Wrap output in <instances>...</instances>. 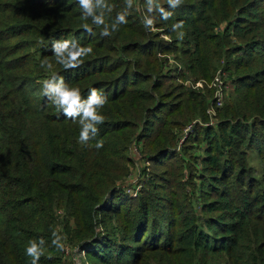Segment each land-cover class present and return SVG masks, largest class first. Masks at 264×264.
Segmentation results:
<instances>
[{"label": "trees", "instance_id": "trees-1", "mask_svg": "<svg viewBox=\"0 0 264 264\" xmlns=\"http://www.w3.org/2000/svg\"><path fill=\"white\" fill-rule=\"evenodd\" d=\"M159 1L173 15L165 21L156 13L157 22L175 34L171 24L184 21L182 40L169 42L144 28L138 4L147 10L146 0H132L128 22L108 37L91 18H82L77 0H0V264H31L25 248L40 237L45 246L39 264H59L61 250L51 241L53 230L59 233L60 206L65 224L74 220L72 228L67 225L70 242L86 248L92 264H193L216 255L230 264H264V0H183L176 9ZM107 2L110 13L105 0L95 8L110 25L126 4ZM212 37L221 49L231 40L227 53H237L231 63L259 66L236 74L239 95L218 108L215 126L201 129L207 142L202 167L186 178L180 159L171 164L164 180L179 188V196L172 192L154 203V192L133 195L123 186L133 141L144 138L155 158L163 152L178 158L177 151H165L174 142L166 126L171 112L185 105L183 99L167 101L170 73L160 51L182 50L198 70L196 59ZM61 39L93 53L66 71L52 52L53 41ZM45 58L52 69L41 67ZM53 73L84 97L90 87L107 97L100 109L104 123L86 144L78 142V121L43 94L39 81ZM161 108L166 111L159 116ZM249 149L261 158L258 171Z\"/></svg>", "mask_w": 264, "mask_h": 264}, {"label": "rangeland", "instance_id": "rangeland-1", "mask_svg": "<svg viewBox=\"0 0 264 264\" xmlns=\"http://www.w3.org/2000/svg\"><path fill=\"white\" fill-rule=\"evenodd\" d=\"M158 3L161 2L158 0ZM138 11H141L143 16L147 14L144 10V5L141 2L138 4ZM158 13V12H157ZM155 16V28L158 36L169 41L178 39V34H170L167 32L166 24L159 25ZM174 24V23H173ZM225 21L221 23L225 27ZM172 26V24H171ZM234 40V39H233ZM223 41V40H222ZM180 42V41H179ZM231 43L230 39L224 40V48H219L218 41L214 37L211 38L207 45V52L196 59L198 70L193 69L192 63L189 61V55L182 50H166L160 53L165 56L163 64L165 70L170 73L166 85L169 86L171 96L167 101L184 100L185 107L182 110L171 112L169 119L171 123L167 124L166 131H172L171 134L174 142L169 145L165 151H177L178 158L168 152H163L155 156L151 153L150 147H147V142L137 139L133 141L127 150L132 157L130 163V170L123 181V186L127 187L133 195L153 193V202L158 203V197L166 194L172 196H179V188L173 185L169 188L164 180V176L176 159H180L185 166L186 178H191V171L202 167L200 156L205 153L207 142L202 137L201 129L205 126H215L219 122L218 108L222 109L226 104L233 101L239 94L237 90L236 74L246 73L252 71L259 65H250L247 67H239L230 60L234 58L237 53H227V46ZM180 44H182L180 42ZM166 86V87H167ZM204 105V110L200 108ZM165 109H160L159 116L164 115ZM199 112H206L207 117ZM168 116H166L167 118ZM164 128L160 130L162 133ZM157 138V137H155ZM159 147V146H158ZM163 154V155H162ZM174 159V160H173ZM249 161L256 166V171L261 168V158L258 153L249 149ZM192 167H194L192 169ZM195 179H199L197 175ZM192 183H188L187 188L190 189ZM192 204L194 208L200 210L199 201L200 196L192 193ZM164 203H167L166 201ZM58 221L57 229L62 237L64 243V250L60 251L61 260L59 264H92L93 257L89 255L86 248L70 242V234L67 225L74 226V220L71 219L69 224H65V211L63 207H57ZM106 213V212H105ZM202 213H205L202 211ZM105 216V214H103ZM108 217V216H105ZM112 223L113 219H110ZM69 227V226H68ZM106 229L107 226H104ZM193 264H230L223 255L210 256L208 262H202L198 259Z\"/></svg>", "mask_w": 264, "mask_h": 264}, {"label": "clouds", "instance_id": "clouds-1", "mask_svg": "<svg viewBox=\"0 0 264 264\" xmlns=\"http://www.w3.org/2000/svg\"><path fill=\"white\" fill-rule=\"evenodd\" d=\"M78 5L82 9V18L86 21L91 18L92 24L97 27H102L101 35L108 37L112 32L118 30V26L126 24L128 9L132 8V0H125L126 8L123 11L117 12L114 21L109 25L105 21L104 12L97 14L95 5L100 3V0H77ZM183 0H167L170 9L179 8ZM147 14L142 17V23L146 30L156 31L154 13H159L162 20L167 21L173 15L172 11L165 9L158 3V0H146ZM104 7L110 13L113 6L105 0ZM184 26V21L178 20L172 24V31L177 32L178 38L183 39L185 33L179 31ZM84 29L91 32V28L87 23L83 25ZM170 42V41H169ZM52 52L58 64L62 65L67 71L80 67L84 58L93 53L90 46L81 45L76 40L61 39L55 40L52 43ZM41 67L52 69V64L45 58L41 61ZM43 86V94L47 97L51 105L62 112L63 115L73 120L78 121L80 126L78 142L86 144L91 136H95L99 129L97 125L103 124L105 117L101 114L102 109L107 103V97L95 87L88 89L87 97L82 96L78 87H73L66 83L65 80L58 74L53 73L49 79L39 81ZM103 147V141H97L95 148L99 150ZM52 245L59 250H64L65 245L62 243V237L57 230L52 232ZM45 240L40 237L39 240H29L25 248V252L30 256L31 264H39L40 256L44 254Z\"/></svg>", "mask_w": 264, "mask_h": 264}, {"label": "built area", "instance_id": "built-area-1", "mask_svg": "<svg viewBox=\"0 0 264 264\" xmlns=\"http://www.w3.org/2000/svg\"><path fill=\"white\" fill-rule=\"evenodd\" d=\"M128 191H130L128 188H127Z\"/></svg>", "mask_w": 264, "mask_h": 264}]
</instances>
